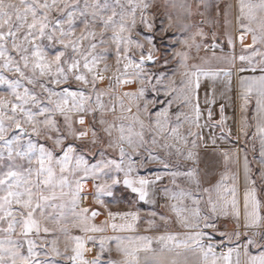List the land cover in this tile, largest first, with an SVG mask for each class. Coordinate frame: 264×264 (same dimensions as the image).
Here are the masks:
<instances>
[{
  "label": "snow or ice",
  "instance_id": "obj_1",
  "mask_svg": "<svg viewBox=\"0 0 264 264\" xmlns=\"http://www.w3.org/2000/svg\"><path fill=\"white\" fill-rule=\"evenodd\" d=\"M231 7L223 13L229 46ZM209 8V0H0V264H57L49 256L60 255L59 235L65 251L72 245L74 264H264V201L247 155L242 190L236 173L225 170L213 182L209 167H200L197 149L207 144L193 131L203 127L199 90L202 78L217 73L190 61L193 50L206 62L201 49L219 47L217 32L208 42L203 27L213 23ZM237 9L238 38L250 33L247 49H254L239 59L251 63L264 56L255 49L264 47V0H238ZM173 61L178 68L169 67ZM105 72L108 86L100 88ZM136 82L135 91L117 92ZM240 99V133L247 137L254 123L250 139L259 143L264 185V75L248 78ZM224 110L212 125L220 126L222 140L231 136ZM212 115L208 108V120ZM220 155L227 166L235 153ZM166 178L172 187H161ZM87 181L94 203L107 212L100 224L93 221L102 212L80 206ZM120 184L145 204L162 191L187 231L104 235L108 228L136 233L141 220L139 210L108 208L105 198L114 199ZM158 215L170 223L149 211L145 232L159 229ZM89 242L98 250L86 259Z\"/></svg>",
  "mask_w": 264,
  "mask_h": 264
},
{
  "label": "crops",
  "instance_id": "obj_2",
  "mask_svg": "<svg viewBox=\"0 0 264 264\" xmlns=\"http://www.w3.org/2000/svg\"><path fill=\"white\" fill-rule=\"evenodd\" d=\"M241 35V31L238 30L237 36ZM246 37V35L244 36ZM245 40V38H244ZM248 41H243L239 39L243 46L251 42V36ZM206 71L217 73L214 77L209 76L201 79V87L199 90V101L200 107L202 109V118L200 124L203 125L202 129L193 128L195 131H200L201 135L205 138V143L207 147L203 144L197 151L200 153L202 158L201 168L208 166L211 172V178L213 182L220 178V174L225 170L234 172L238 175L240 181L241 190L243 189V175H244V158L245 154L247 155L250 167L252 168L253 178L257 179V189H258V198L264 201V192L259 191L261 188H264L259 182V165L256 163V159L259 156V143L258 140L254 141L251 138L252 132L255 131L254 123L250 120L249 123L253 126L247 129V137L241 135L240 133V104H241V94L247 87L248 78L260 77L264 75V64H247L240 63L237 59H232L225 64L215 65V66H203ZM243 69V70H242ZM225 73H228L227 75ZM242 79L245 80V83H242ZM207 93V97L205 96ZM214 101V103L206 104L205 100ZM254 104V97H253ZM224 106V116L226 117L224 132L227 135L228 129H231V136L226 140L220 139L221 130L220 126L212 127L213 124L220 118V106ZM252 107V105H250ZM212 109V119L208 120L207 109ZM215 136L216 144L213 146L211 143V138ZM253 144H255V151H253ZM222 151H228L230 154L235 153L234 157L227 166H225L223 157L220 155ZM118 158V153H117ZM183 163V161H181ZM148 168L150 169H161L162 165L159 164H149ZM143 175H152L154 173L142 172ZM182 182V181H181ZM168 186L172 187L169 180L166 178L161 187ZM84 194L87 195L81 203V207H88L96 209L103 214L96 217L93 223L100 224L102 221L108 219L107 212L100 208L99 205H96L92 199V196L89 195L93 191L92 182L87 181L83 185ZM115 198H105L108 204V208L113 212H126V211H140L141 220L139 222L136 233H113L110 228L106 230L104 235H128V234H139V235H155L159 232L165 230L171 232H185L187 229L182 228L176 220V217L169 211L166 206L169 202L165 199L164 193L162 191L156 192L154 203L145 204L144 202H135L136 198L130 190L125 189L123 184L117 185L114 188ZM149 211H156L158 214L169 216L170 223L164 225L162 221L159 220V215L156 218V222L160 225L159 229H154L150 232H145L147 225L144 223V220L148 217ZM116 223H121L119 219L116 220ZM78 235H84L76 229H71ZM99 236L100 234H95ZM220 239V237H217ZM86 247L92 248L91 252L85 253L86 259H91L95 255V252L98 250L92 243H87ZM217 253H220L222 249L217 248ZM255 252V249L252 250ZM113 258H118L116 253H112ZM235 256L233 255V261Z\"/></svg>",
  "mask_w": 264,
  "mask_h": 264
},
{
  "label": "rangeland",
  "instance_id": "obj_3",
  "mask_svg": "<svg viewBox=\"0 0 264 264\" xmlns=\"http://www.w3.org/2000/svg\"><path fill=\"white\" fill-rule=\"evenodd\" d=\"M237 2H238V0H209L210 8L208 10L207 15L209 16V19H211L213 21V23L211 25L205 24V25H203V27H204L205 31L209 33V35L207 37L208 42H211V33L213 31L217 32V34H218L217 43L219 44V47H217L215 50L209 49L208 51L201 49L199 56L205 57L206 62H202L198 58H196L197 54H196L195 50H193L192 56L194 57V59L191 60L190 63L202 64V66H215V65L225 64L226 62H228L232 59H237V60H239L240 63L264 64V56H261V55H257V56L252 57L251 63H249L247 60L241 61L239 59V57L241 55L251 56V53L254 49H247V46L252 44V38H251V42L249 44H246V46H243L241 44V42L239 41V38L235 37V34L237 36V32L239 30V28L237 27V25L235 23V15L237 14V11H238ZM162 3H163V0H157V5H161ZM229 4L232 6L230 9V16H229V19L232 21V23L227 28V31L230 33V35L233 38L232 46L228 45L227 38L224 35L226 29H225V25H224L225 17H224L223 13L225 11L226 6ZM218 10L220 13L219 16H217ZM152 11L159 13V12L163 11V8L162 7H154L152 9ZM196 19L198 22L201 20V18L199 16ZM216 21H219L218 25L216 24ZM250 36H251L250 33L247 34L246 37H244L245 40L243 39V41L249 42ZM221 49H222V51H221ZM255 49H259L261 52H264V47H262L260 45H256ZM213 51H214V54H213ZM216 57H225V59H217ZM108 62L110 65H112V69L114 71V69H115L114 58H110ZM148 67L150 69L152 68L151 65H149ZM169 67L170 68H178V65L176 64L175 61H173ZM110 75H111L110 72H105L104 73L105 81L100 82L98 84V87L106 88L108 86L107 77ZM169 75L171 76L172 73L169 72ZM175 79L177 80V82L179 81L180 77L178 74L176 75ZM113 83H115L114 80H113ZM138 87H139L138 82L132 83V84H125V85L119 86L117 88V92L121 93V92H127V91H135ZM148 98L149 99L152 98L150 90L148 93ZM161 99H163V96H161ZM175 110L176 109L174 106L173 111H175ZM133 111H135V109H133ZM183 111H188V110L183 109ZM174 118L175 117L173 116V119ZM186 127H187V125H186ZM193 131H195V130L193 129ZM70 234L71 235H78L74 231H70ZM53 238L54 237H51V236L48 237L49 240H51ZM57 247H58V250L60 252V255L56 256V255L50 253L49 259L55 260L57 262V264H74V262L71 261V259H69L73 255V253L71 251L72 245H69L68 250L65 251V240H64L63 235H59V242H58Z\"/></svg>",
  "mask_w": 264,
  "mask_h": 264
},
{
  "label": "built area",
  "instance_id": "obj_4",
  "mask_svg": "<svg viewBox=\"0 0 264 264\" xmlns=\"http://www.w3.org/2000/svg\"><path fill=\"white\" fill-rule=\"evenodd\" d=\"M222 251H226V249H222Z\"/></svg>",
  "mask_w": 264,
  "mask_h": 264
}]
</instances>
